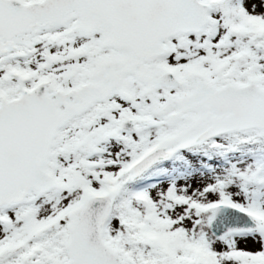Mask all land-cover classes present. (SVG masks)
I'll list each match as a JSON object with an SVG mask.
<instances>
[{
    "label": "snow or ice",
    "instance_id": "1",
    "mask_svg": "<svg viewBox=\"0 0 264 264\" xmlns=\"http://www.w3.org/2000/svg\"><path fill=\"white\" fill-rule=\"evenodd\" d=\"M0 264H264V0H0Z\"/></svg>",
    "mask_w": 264,
    "mask_h": 264
}]
</instances>
